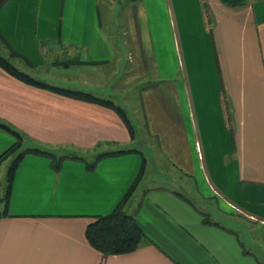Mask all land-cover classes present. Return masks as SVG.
<instances>
[{
    "label": "crops",
    "instance_id": "1",
    "mask_svg": "<svg viewBox=\"0 0 264 264\" xmlns=\"http://www.w3.org/2000/svg\"><path fill=\"white\" fill-rule=\"evenodd\" d=\"M128 2L137 34L101 25L121 0H0L4 57L132 125L0 64V122L48 152L20 157L5 201L16 136L0 126V264H264V0ZM127 192L145 237L100 252L86 225Z\"/></svg>",
    "mask_w": 264,
    "mask_h": 264
},
{
    "label": "trees",
    "instance_id": "2",
    "mask_svg": "<svg viewBox=\"0 0 264 264\" xmlns=\"http://www.w3.org/2000/svg\"><path fill=\"white\" fill-rule=\"evenodd\" d=\"M228 6H240L247 0H221ZM0 64L11 74L18 78L31 83L36 86L49 88L66 95H71L96 102L114 109L119 113L123 121L132 131V125L126 115L125 110L119 104L115 103L112 99L99 96L93 92L82 89H73L69 87H61L50 84L33 77L27 72L19 69L8 58L0 53ZM0 126L6 128L16 136V141L5 151V153H14V158L11 161L7 170V183L4 194L5 201L8 198L11 181L14 169L18 164L20 157L28 151L46 152L35 147H21V134L8 124L0 122ZM128 193L123 197L121 202L108 213L97 214L86 225L85 236L88 242L97 250L103 253H125L136 249L145 237V234L135 219V216L124 209V201L128 197ZM6 214V209H0V217Z\"/></svg>",
    "mask_w": 264,
    "mask_h": 264
},
{
    "label": "rangeland",
    "instance_id": "3",
    "mask_svg": "<svg viewBox=\"0 0 264 264\" xmlns=\"http://www.w3.org/2000/svg\"><path fill=\"white\" fill-rule=\"evenodd\" d=\"M121 1H122V7L120 8V10L122 12H119L118 8H115L114 6H112L111 8L100 6L101 18H102V22H101L102 24L101 25H102L103 29H105L106 31L110 29L111 34H120L121 33V30H120L121 26H125L126 27L127 34H135V32H136L135 28L136 27L134 28V23H131V18L127 17V15L125 13H123L125 11L126 6L128 5L129 2H128V0H121ZM114 9L117 10V12H119V15L116 16L115 23H111V22H108L109 15L106 14V10L111 12ZM117 12L115 13V15L117 14ZM106 17H107V19H106ZM116 27H117L118 30L116 29ZM114 30H117V31H114ZM136 34H137V32H136ZM130 48L131 47L128 45V49L129 50H130ZM149 61H150V58H149ZM148 75L149 76H145L144 80L140 82V84L137 86L138 88H140V86L147 85V84H149L151 82L150 72H149ZM138 88H136V86H134L135 90L138 89ZM131 93H133V95H135L136 91H135V93L134 92H131ZM6 168H7V165H5V164L2 165V167H0V197L2 196V194L4 192V187H5V183H6V178H5L6 177L5 176Z\"/></svg>",
    "mask_w": 264,
    "mask_h": 264
}]
</instances>
